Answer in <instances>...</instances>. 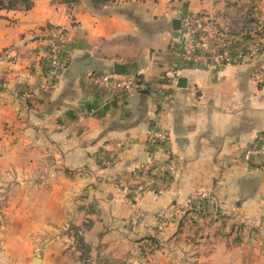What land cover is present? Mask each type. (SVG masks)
Returning <instances> with one entry per match:
<instances>
[{"label": "crops", "instance_id": "0c3cea01", "mask_svg": "<svg viewBox=\"0 0 264 264\" xmlns=\"http://www.w3.org/2000/svg\"><path fill=\"white\" fill-rule=\"evenodd\" d=\"M32 1L0 10V264H82L65 226L85 264H264V167L240 157L264 132V48L249 56L264 44V0ZM195 13L227 32L231 62L183 59ZM49 25L65 28L63 65L27 100L24 86L50 80ZM107 70L143 87L117 95L86 79ZM153 128L165 144L145 141ZM170 157L175 178L127 188ZM199 190L209 198L189 204Z\"/></svg>", "mask_w": 264, "mask_h": 264}, {"label": "built area", "instance_id": "2783aa9c", "mask_svg": "<svg viewBox=\"0 0 264 264\" xmlns=\"http://www.w3.org/2000/svg\"><path fill=\"white\" fill-rule=\"evenodd\" d=\"M182 24L186 30V38L182 43L183 59L185 61L196 63L201 58H205L216 65L231 62L229 36L214 18L205 13H195L184 18ZM258 28L264 33V23H261ZM64 32L65 28L61 25L47 26V76L50 80L44 81L34 87L24 86L21 89L23 98L36 100L45 96L52 89L54 85L52 80L54 72L63 65L58 58V52L60 51ZM263 48L264 44H255L250 49L249 56L260 55ZM242 56L243 54L238 55L239 58ZM262 71L264 72V65ZM167 73L171 74L174 79L178 75L176 70H171ZM86 79L93 86L105 90L110 94L117 95L136 92L143 87V80L138 74L114 70L89 73L86 75ZM145 141L150 145L165 144L168 141V134L162 129L153 128L147 133ZM240 157L246 164L264 167V132L255 135L252 143L242 149ZM107 163L109 164L110 162L107 161ZM177 170V162L171 157L159 164L147 167L142 165L138 168L137 172L144 175L145 179L138 183L129 182L126 186L131 190H148L157 180L175 178ZM209 196L210 193L206 190L194 191L190 194L188 203L201 206Z\"/></svg>", "mask_w": 264, "mask_h": 264}, {"label": "trees", "instance_id": "16d2710c", "mask_svg": "<svg viewBox=\"0 0 264 264\" xmlns=\"http://www.w3.org/2000/svg\"><path fill=\"white\" fill-rule=\"evenodd\" d=\"M64 3H72L78 0H59ZM109 0H90L94 7L104 5ZM33 6L32 0H0V10H29ZM84 250L83 246L81 248Z\"/></svg>", "mask_w": 264, "mask_h": 264}, {"label": "rangeland", "instance_id": "374dc122", "mask_svg": "<svg viewBox=\"0 0 264 264\" xmlns=\"http://www.w3.org/2000/svg\"><path fill=\"white\" fill-rule=\"evenodd\" d=\"M127 1H130V0H109L107 3H113V2H116V3H124V2H127ZM100 6V5H99ZM59 233H62L63 235H65V238H66V243H68L69 245V248L70 247H79V248H82L81 245L78 244V242H76V234H77V231H76V228H73V227H70V226H65L64 228H62V231H59ZM69 240V241H68ZM80 259H81V262L82 264H85L86 262L89 263L90 262V258H89V255H88V251L86 249L82 250L81 249V254H80ZM114 264H126V262H116ZM129 264H133L132 262H130ZM135 264V263H134Z\"/></svg>", "mask_w": 264, "mask_h": 264}, {"label": "water", "instance_id": "95a60500", "mask_svg": "<svg viewBox=\"0 0 264 264\" xmlns=\"http://www.w3.org/2000/svg\"><path fill=\"white\" fill-rule=\"evenodd\" d=\"M172 24H173L174 28H178L179 20L178 19L173 20ZM117 72H119V71H117ZM185 82H186V79L184 77H179L178 80H177V86L184 87L185 86ZM36 260H38V259L36 258L35 261Z\"/></svg>", "mask_w": 264, "mask_h": 264}]
</instances>
